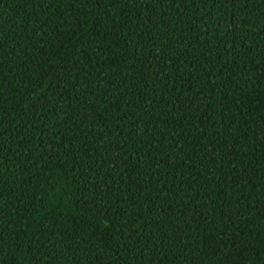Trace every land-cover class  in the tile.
<instances>
[{
  "label": "trees",
  "instance_id": "trees-1",
  "mask_svg": "<svg viewBox=\"0 0 264 264\" xmlns=\"http://www.w3.org/2000/svg\"><path fill=\"white\" fill-rule=\"evenodd\" d=\"M0 264H264V0H0Z\"/></svg>",
  "mask_w": 264,
  "mask_h": 264
}]
</instances>
